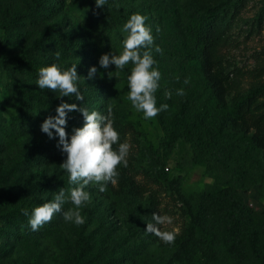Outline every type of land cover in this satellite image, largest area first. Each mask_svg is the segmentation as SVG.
I'll return each mask as SVG.
<instances>
[{
    "label": "rangeland",
    "instance_id": "374dc122",
    "mask_svg": "<svg viewBox=\"0 0 264 264\" xmlns=\"http://www.w3.org/2000/svg\"><path fill=\"white\" fill-rule=\"evenodd\" d=\"M218 4L227 12L215 23L203 69L194 62L188 30L205 8ZM134 12L147 16L161 48L152 52L161 72L155 95L157 106L169 107L150 119L127 99L131 63L123 70L98 64L102 54L120 53L121 27ZM6 16L13 19L9 32ZM0 42V264H260L264 92L241 108L236 102L264 85V0H106L100 8L94 0H0ZM53 62L61 68L77 64L88 104L105 114L111 108L117 144L127 141L130 149L127 166H117L115 184L104 192L94 182L87 186L85 224L55 213L33 231L21 209L52 199L59 190L50 183L72 187L59 167L64 155L57 141L40 131L61 101L72 103V97L35 84L37 69ZM93 65L97 74L87 79ZM73 127L69 120L66 131ZM167 182L193 208L209 197L206 221L216 235L211 256L186 247L191 217ZM14 211L17 219L3 218ZM153 212L174 217L161 226L175 230L173 242L144 232Z\"/></svg>",
    "mask_w": 264,
    "mask_h": 264
},
{
    "label": "clouds",
    "instance_id": "9594fccd",
    "mask_svg": "<svg viewBox=\"0 0 264 264\" xmlns=\"http://www.w3.org/2000/svg\"><path fill=\"white\" fill-rule=\"evenodd\" d=\"M97 8L103 7L106 0H94ZM147 16L134 12L121 27L122 50L119 54L104 53L99 57L98 64L103 69L114 65L115 70H123L131 63L127 74V99L131 107L143 114L144 119L155 117L161 111L169 107L167 103L157 106L156 90L159 88L161 72L156 66L152 52H161L159 45L154 44L152 26L146 24ZM157 31L159 29L157 28ZM59 57V52L56 53ZM97 74L95 65L89 67L87 79H92ZM111 78L113 72H108ZM84 77L78 75L77 64L61 68L58 63H50L37 69L35 84L39 89H51L59 92V97H75L76 101L84 99L79 80ZM187 83V81H185ZM177 95H183V89H176ZM166 98L172 93L165 91ZM79 112L83 118L80 127H73L71 133L66 131L70 113ZM40 131L52 140L57 141V147L64 155L59 167L67 174L68 182L72 187L66 190L60 188L53 193V198L42 204L21 209L23 215L28 217V224L33 231L49 222L55 213H60L65 222L75 225L86 223V216L82 214V208L90 200L87 186L90 182L96 183L98 190L104 192L111 182H117V166H127V156L130 144L127 141L120 142L119 132L114 127L111 118V108L107 114L87 106L77 105L61 101L55 108L54 115H48L40 124ZM116 144L117 147L113 148ZM72 207L64 208L65 203ZM151 222L146 223L144 232L154 234L161 241L171 243L175 239V230H163L161 226L173 224L174 217L168 214L153 212Z\"/></svg>",
    "mask_w": 264,
    "mask_h": 264
},
{
    "label": "trees",
    "instance_id": "16d2710c",
    "mask_svg": "<svg viewBox=\"0 0 264 264\" xmlns=\"http://www.w3.org/2000/svg\"><path fill=\"white\" fill-rule=\"evenodd\" d=\"M44 0H36L37 3H41ZM30 10L36 11L35 5L30 6ZM227 12V8L221 4L210 6L204 9L203 14L200 19H195L194 23H191V27L188 30L190 37L192 38L193 44L196 47L193 55V59L195 64L199 65L201 68L205 69L208 66L209 55L207 53V49L210 46V40L213 38V30L215 23L219 16L223 15ZM13 19L11 17L6 16V29L8 32L11 29V23ZM9 40L6 38V41ZM5 41V42H6ZM59 45L64 50L68 49V43L65 38L59 37L58 39ZM5 43L0 42V51L3 49ZM0 63L5 64V60L2 61V57L0 56ZM84 99L82 101H76L75 97L72 96V103H76L77 105L87 106L90 110H92L91 106L88 104L86 95L80 89ZM264 92V85H260L255 89L251 90L243 100L236 102V107L241 108L246 102L256 98L259 94ZM71 122H75L77 127L82 126L83 118L79 112L74 111L71 115ZM168 186L175 190L178 195L181 197L180 191L175 187L172 182H167ZM51 188L54 191L60 189V185L55 183H50ZM27 187H21L20 191L27 190ZM184 200L185 205L187 206V212L189 213L190 220V228L187 238L185 239L186 247L189 244L196 246L200 251H202L206 256H211L214 252L216 235L214 231L209 227L206 221V213H207V203L209 197L204 196L199 204L193 208L190 206L188 201L181 197ZM6 221H10V219L18 218V212L14 211L9 215H5L3 217ZM180 251H183V247H180ZM179 251V252H180ZM260 264H264V258L261 260Z\"/></svg>",
    "mask_w": 264,
    "mask_h": 264
}]
</instances>
